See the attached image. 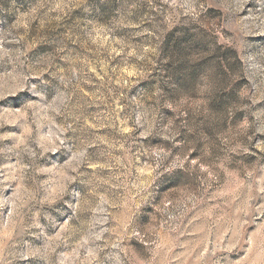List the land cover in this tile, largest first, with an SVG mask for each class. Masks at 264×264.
<instances>
[{"label": "clouds", "instance_id": "obj_1", "mask_svg": "<svg viewBox=\"0 0 264 264\" xmlns=\"http://www.w3.org/2000/svg\"><path fill=\"white\" fill-rule=\"evenodd\" d=\"M4 2L0 0V20L7 11ZM10 2L14 5L16 0ZM250 2L259 5V14L252 15V9H247L249 15L241 17ZM163 3L171 4L165 17L167 26H154L156 40L147 49L114 36L117 25L103 28L91 23L63 41L53 38L49 43L54 50L35 60L27 55L34 46L25 40L27 31H9L0 38V72L7 73L13 84L0 93V99L16 96L0 109L19 105V113L12 114L18 115L25 127L20 144L0 147V157L12 153L17 158L15 164L0 166V210L12 206L18 233L40 236L50 226L67 220L57 238H82L80 243L91 247L96 264H153L157 255L153 249H149L151 258L141 259L125 242L156 235L153 228L141 235L134 225L143 215H151L147 209L156 205L161 189L177 177L184 181L194 178L204 191L225 177L227 183L240 177L235 183L247 198L245 203L264 198V40L246 39L264 35V0ZM44 6L38 5L36 11ZM210 8L222 9L224 15L211 19L215 13H209ZM33 19L37 17L30 13L29 20ZM48 19L45 13L41 24ZM178 23L189 26L192 38L183 43L185 32L178 31L175 37L181 41L180 47L168 49L164 34ZM95 31L101 32L102 40L95 38ZM9 43L19 47L5 48ZM194 43L200 47L193 49ZM69 44L80 45L84 53L69 49ZM112 52L123 53L120 64L126 73L120 67H108L115 59ZM98 67L104 70V82L92 96L105 104L103 120L88 116L89 102L79 96L82 85L92 83L89 71ZM244 79L248 83H238ZM20 92L25 94L17 96ZM193 95L198 102L191 100ZM50 96L55 99L50 101ZM101 128H110L117 135L102 137L98 135ZM149 137L159 138L155 146ZM193 152L198 156L189 159ZM245 154L256 156V160L247 166L236 160ZM101 157L104 162L98 163ZM142 157L147 158L149 176L137 175ZM117 166L122 169L119 175L110 172L102 178L101 169ZM233 167L236 170L229 171ZM41 175L48 179L41 181ZM116 181L117 186L126 188L127 195L110 204L103 186ZM191 199L196 201V194ZM165 200L171 209L160 205L156 211L168 215V221L178 219L171 213L182 201L172 194ZM103 205L119 208L121 220L115 226L104 227L112 216ZM89 212L91 217L86 215ZM113 236L115 243L111 242ZM153 242L157 249L161 247ZM4 248H15V244L5 241ZM105 248L115 251L101 256ZM32 256L44 264H58L51 248L47 253L14 252L12 259L23 261ZM0 264L12 262L5 256Z\"/></svg>", "mask_w": 264, "mask_h": 264}, {"label": "rangeland", "instance_id": "obj_2", "mask_svg": "<svg viewBox=\"0 0 264 264\" xmlns=\"http://www.w3.org/2000/svg\"><path fill=\"white\" fill-rule=\"evenodd\" d=\"M38 5L45 6L36 11ZM170 7L171 4H164L163 0H106L104 3H101L100 0H16L14 5L10 0H5L4 8L7 11L3 14V19L0 20V38H3L9 31L19 34L27 31L28 35L25 40L28 44H34L28 50L27 55L35 60L54 50L49 43L53 38L56 41H63L91 23L103 28L117 25L116 31L113 33L114 36L124 38L131 45H142L147 49L156 40L154 26H167L165 17ZM258 8V4L250 2L245 6V11L240 13V16L249 15L247 9H252V15H258ZM208 12L215 13L211 19L224 15L222 9L210 8ZM30 13H33L37 19L29 20ZM45 13L50 19L42 25L40 18ZM184 19L187 18L181 17V20ZM126 25H136V27ZM191 27H197V25ZM181 30L185 32L182 42L187 43L191 40L193 33L189 30V26L175 24L164 34V43L168 49L174 45L180 47L181 41L176 40L175 34ZM94 35L97 40L103 39L100 31H95ZM246 39L264 40V35H253ZM4 47L14 49L19 45L9 43ZM192 47L197 49L200 45L194 43ZM68 48L84 53V48L77 44H69ZM229 51L235 55L234 50L229 49ZM111 54L115 56V59L108 67H120L126 73V67L120 64L123 53L112 52ZM91 55L90 52L87 53L88 57ZM193 55H196L195 51ZM58 62L63 63V61ZM103 71L99 67L95 72L89 71L88 75L91 77L92 83L82 85L83 91L79 93V96L89 102L86 114L96 120H103L106 112L105 104L92 96V93L97 91V86L104 82ZM238 83L246 84L248 81L244 79ZM12 87L13 84L7 73L0 72V93ZM24 94L20 92L17 93V96ZM14 99L16 96L8 95L0 99V105H6L8 100ZM52 99L55 97L50 96L49 100ZM76 99L77 97L73 96V101ZM191 100L198 102L195 95L191 97ZM216 107H220V105ZM19 110V105H14L11 109H0V147L2 148H12L20 144L24 137L25 127L22 126V119L18 115L12 114L13 112L19 113ZM88 123L91 124L92 121L89 120ZM98 135L102 137L105 135L115 136L117 133L110 128H101L98 130ZM5 136L8 138H3ZM158 139L148 138L153 141L151 146H155ZM89 151L96 152L95 149ZM250 151L256 152V149L250 148ZM115 155H119L118 150ZM197 156L198 153L193 152L189 159H195ZM16 159L14 154L9 153L8 158L0 157V166L15 164ZM141 160L143 166L137 169V175H151V169L146 165L147 158L142 157ZM236 160L242 161L247 166L256 160V156L245 154L236 157ZM97 162L103 163V157ZM235 170L234 167L229 169V171ZM100 171L102 178H107L110 172L119 175L122 169L117 166L111 170L101 169ZM177 171L179 172V170ZM39 179L44 181L48 177L41 175ZM120 179L123 180L124 177L121 176ZM235 179L233 182L227 183V177H225L224 180L204 191L194 178L184 181L177 177L161 189L156 205L147 209L151 215H143L139 223L134 225L141 235L149 228L155 229L156 235L151 239L143 240L129 238L125 242V246L141 259L151 258L152 252L149 249H153L157 254L153 264H264V198L256 197L245 203L247 198L244 197L242 190L236 187ZM118 184L119 181H116L103 186L104 189H107L110 204L116 203L121 197L127 195L126 188L117 186ZM198 189L199 192H197ZM101 194H105L103 189ZM169 194H172L176 200L182 201L171 213L178 219L171 221H168V215L156 211L160 205L171 209V204L165 200ZM193 194H196V201L191 199ZM103 207L112 216V219L104 227L115 226L120 222L118 207L109 205H103ZM21 211L26 212L27 208ZM86 215L91 217L92 213L89 212ZM154 219L155 223H153ZM67 223H69L67 220H61L59 224L50 226L45 234L40 236L33 235L28 231L18 233L12 222V206L0 210V261L6 256L12 264H44V261L36 256L23 261H15L12 259V255L14 252L25 250H43L47 253L51 248V254L58 258V264H96V261L91 259L93 255L91 247L80 243L82 238H57ZM115 239L116 237L113 236L111 242L115 243ZM5 241L9 245L15 244V248L5 250ZM153 241L160 243L161 247L157 249ZM111 251L115 250L105 248L101 256Z\"/></svg>", "mask_w": 264, "mask_h": 264}]
</instances>
